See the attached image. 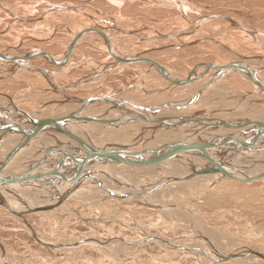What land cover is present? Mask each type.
<instances>
[{
  "label": "rangeland",
  "instance_id": "1",
  "mask_svg": "<svg viewBox=\"0 0 264 264\" xmlns=\"http://www.w3.org/2000/svg\"><path fill=\"white\" fill-rule=\"evenodd\" d=\"M178 3L179 4H176L173 0H0V64L12 61L13 65L16 67L18 61L21 60V62L24 64L21 68H23V71L26 70L24 75L21 76H15V74L14 76L0 75V92L6 93V95H8V97H6L10 98L9 100L16 101L17 105L22 106L23 104L24 106L31 107L32 109H37L38 114H40L39 111H43L39 117L38 115L35 116L36 118L57 117L61 119L64 117L66 112L72 108L71 105L64 103L63 112L60 111L58 114L54 115L51 110H42L41 107L43 100L48 101L51 97V102L59 103L65 98L64 95L66 97L69 96L68 98L86 97L94 99L102 96H106L108 98L110 95H116V92L121 91L127 85L133 84L141 72L140 64L138 62H133V64L128 63L127 65L122 64L121 62V64L118 65L125 66H121L122 68L118 66L119 68H117L114 63L118 62V58L112 56L109 51L110 49L108 50L106 48V45L103 42L104 37L95 33L92 34V32H88L87 34L83 35V29L86 27H94L96 29L107 31L106 33L109 37H111L112 41L115 40L114 46L112 44V48L116 51L119 52L120 50V52L126 54L129 53V55L133 54L141 56L147 60H155L161 66H163L166 71H170L172 74L173 72L178 74L182 72V74H185L195 65L204 62L220 65L228 61H232L231 63H233L234 60L240 57V55H249V57L256 55L264 56V44H259V41L262 42V36H250V34L248 35V32H246V34L224 20L206 19L205 22L200 23L198 26L194 23V20L198 17L213 14H225L234 18L235 20L241 21L250 27L264 31V0H178ZM68 6H72L74 9L64 8ZM8 11L14 14L16 13V15L19 17L21 15L22 17H28V19L30 16L33 18L36 16L41 17L43 15L40 18L43 20H14L12 14H10ZM48 11L49 13H46ZM184 30L192 31L191 35H189L191 39H188L193 41L192 43L185 44V40L182 41V43H175L174 41H170L172 40L170 38H163L164 42H162L164 45L162 42L158 43L146 41L148 38L147 34L150 32H159L160 34L168 35L181 33V31ZM74 31L76 34L78 33V37L73 42L71 39L72 37L70 36H73L75 33ZM204 36H207V39ZM197 37L198 39H196ZM76 42L77 45L75 44ZM115 42L119 43L116 44ZM67 44L70 45L68 46ZM231 46H233L235 49ZM70 47L72 48L71 50ZM62 49L64 51L68 50L66 53H64L66 56L63 55L66 57V59L64 60L61 58V60L59 59L56 61L58 58L57 56L63 54L64 51ZM36 50H41L42 53L45 52L46 54L44 53L41 55L38 52L36 54ZM237 54L239 55L238 57H236ZM232 55H235V58ZM244 61L252 60L249 58ZM110 65L113 68H111ZM145 66L153 67L152 65ZM109 68H111V70ZM119 69H121L120 72H118ZM148 73L149 74L146 76L149 75L147 77L149 81H146L147 78L145 76L142 84L144 85L143 87H146V89L142 87V90H145L144 92H146V96L148 95L150 98L154 97L156 100L159 97L158 95L154 96L155 92L160 91L161 93H165L167 90L164 89V84L159 82L160 80L154 79L157 77H153L151 72ZM175 73L173 75L178 76V74ZM80 78H85L84 81L90 80V82L92 80L93 83L91 82L92 84L90 85H93L95 81L97 82L95 83L96 86L93 88V86L85 87L87 84L80 85L81 87L71 85V82L75 81V79L79 80ZM97 79L101 82V84L99 81H96ZM39 84H41L42 87ZM251 84L252 83L246 84L245 87ZM161 85H163V87L157 89L161 87ZM30 86L33 87L35 92L32 88H30ZM56 88L60 90L57 91ZM39 91L41 93H39ZM169 91L171 92L170 94L169 92L166 93L164 96L165 99L171 96L172 89ZM45 94H47L49 98H46L47 96ZM60 96H62V98ZM140 97H144V94H141ZM16 98H20L21 101L19 102ZM139 98H137V100ZM153 102V106L158 104ZM23 110L28 115H35L30 110ZM67 133L68 132H55L56 138H62L61 140L67 139L69 137V134ZM155 145H157V147L153 148L154 152L156 150L157 155L163 154V152L159 153L162 148L160 144L156 143ZM85 151H87V148L83 149V156L87 155V152ZM68 158L71 160L70 155ZM20 159H22L25 166L29 165L23 160L22 157ZM164 159L162 160L164 165H166L168 162L173 164V166L171 165L172 168L168 167V170L174 169L175 164L178 160H180L175 156ZM159 162L156 164L153 163L142 165L145 166V168L151 165L152 167H157L158 163H162L161 161ZM224 166L225 165L223 164L216 163V166L214 167L223 169ZM155 170L156 168H151L147 171L155 173L156 176H161L163 180L164 178L170 177L169 174L165 173V171L162 169L161 170L163 172L159 171V169L158 171ZM234 175H237V172H235ZM205 193L206 196L208 195V197L211 195L208 198L209 201H205V203L208 205L215 204L216 209L219 210L208 212L207 210L197 209L198 215H196V218L199 220V222L203 223L206 227H211V229L216 230L221 234H230L231 236L228 238L230 242L238 241L249 251H252L253 249L254 251L256 250L255 252L257 253L264 254V177L254 181H245L243 179L234 177L226 179L224 178L219 184H216L213 187L212 191H206ZM214 197L217 198L214 200ZM113 199L112 197H104V199H98V201H96L97 204L95 205L79 200H60L55 202L54 205L41 204L39 206L40 208L37 207L39 208L38 210L25 213L21 217L16 215L14 216L13 214L7 212L5 208V210L1 211L2 207H0V233L2 234V239L6 240L7 246H4L3 241L0 238L1 245L6 252V255L10 258V260H12L14 264L37 263L28 257L30 255L31 249L33 248V244L30 242V239L26 238L18 227H14V224L9 219H7L8 216L12 218L14 222L19 224L23 230H25L35 240V242L37 241L41 244H47L46 247H50V249H44V252H50L48 254H50L54 260L60 259L58 256L63 254L54 251L52 247L69 249L75 248L79 245L93 247L92 244H94V246L96 245L99 249H101V258L103 260L108 259L106 261H100L102 264L103 262L106 264H115L121 262L122 260L130 262V264H143L141 259L137 256L140 251V253H144L148 259L153 261L154 264H159V254L156 253L155 255V253L149 252L151 250H155L157 252V246L160 248L159 252H162L160 254L165 257L168 264H192L193 259L194 264H202L197 261V255L194 254L195 252L191 250L188 245L186 246V243L188 242H185L184 239L179 240L180 243H178L180 245L177 243V245L172 246V248L176 249L171 252L168 250L170 246L167 248L161 245L165 242L170 243L171 241H174L183 235L194 237L198 244H200L205 257L211 258L212 261H214L213 258L217 256V253L211 249H208L207 246L201 245L202 243L208 242L207 239H203L197 231H192L185 228V224L184 229L180 228L181 224L178 222V217L173 219V209L167 210L169 212L173 211L169 214L165 210L170 219H167V223L160 225L157 221L152 220L150 216H146V214L151 213L154 209L158 210L157 208H154V205L139 201L135 202L136 206H132L131 203L127 204L128 206H131H129L130 208L135 210V214L138 215L139 212L137 210H140L142 215H144V218L139 216L136 217L130 208H126V206L121 208L118 206L119 203L125 202H122L116 198ZM67 201L75 202V204L78 205L84 204L91 208L95 206V209L97 208V210L102 211V215H104L105 218H111L110 223H117L119 226L132 229L138 233L135 236L133 235L131 237L124 238L122 235H118L116 233L117 229L115 228L114 230L109 229L108 236L105 229H100L96 236L82 235L81 237L72 238L70 241L65 242L50 237L49 235H54L52 232L59 229L55 227L57 224V216H53L51 214H66L68 212V209L66 208L68 205ZM8 202L10 203V201ZM220 202H223L226 204V206L222 205V203L219 204ZM183 204L184 203H182V205ZM19 205L21 206L22 204ZM180 205L181 204L178 203L179 209L184 211L186 208L183 207V209H181L182 206L180 207ZM183 206H185V204ZM147 208L150 209L149 213L142 211L146 210ZM70 211H73L80 217H84L83 214L79 213V211L73 208L70 209ZM34 213L37 214L32 216ZM123 213L126 214L127 219L123 217ZM39 214L51 216L47 218L35 217ZM154 216L156 217L155 214ZM58 217L62 220L64 218L62 216ZM104 217H97V219L104 221L102 220L105 219ZM147 220L150 221V224H147ZM134 224H138L140 229L133 228ZM78 228L85 229L86 227ZM260 228L262 230H260ZM31 231L35 234V236H32ZM260 231L263 233L261 234ZM146 232L151 238H153V241H148L145 234ZM126 233H130V230H127ZM10 236L12 237V241L15 240V242L12 244V250L10 249L8 241ZM234 236H238V238ZM230 242L227 240L220 241V245H226L227 243V245H229ZM234 244L235 243H232L231 245L234 246ZM146 245L149 246L150 250H148ZM109 248H113L114 250ZM213 249L215 250V248ZM14 251H17V253ZM215 251L222 253L225 250L221 251V249H219ZM1 260L2 258L0 256V261ZM57 262L58 260L53 261V259L50 258V262L47 264H57ZM244 262L246 261L241 260L240 263H237V261H234L232 258L228 257L221 260L219 264H252ZM0 264L2 263L0 262ZM258 264L262 263L259 262Z\"/></svg>",
  "mask_w": 264,
  "mask_h": 264
},
{
  "label": "bare ground",
  "instance_id": "2",
  "mask_svg": "<svg viewBox=\"0 0 264 264\" xmlns=\"http://www.w3.org/2000/svg\"><path fill=\"white\" fill-rule=\"evenodd\" d=\"M173 1L176 4H179L178 0H173ZM64 8L74 9L72 6L71 7L68 6V7H64ZM63 9H61V10H63ZM78 9H80V8H78ZM49 11L46 13H49ZM8 12L10 14H12L14 20H21V19L30 20V18H32V16H30L28 19V17L27 18L22 17V15L19 17L18 15H16V13L14 14L10 11H8ZM8 12H7V14H8ZM37 17H39V16L33 17V19H36ZM40 20H43V19H40ZM32 21H35V20H32ZM38 21H39V19H38ZM224 21L229 22L225 19H224ZM235 21L242 23L239 20H235ZM242 24H244V23H242ZM86 28H89V27H86ZM86 28L83 29L84 30L82 32L83 35L88 33V32H86L87 31ZM98 30H100V29H98ZM238 30H241L244 33H246L244 30H242L240 28H238ZM100 31L102 33L92 32V34L95 33L97 35L104 37L103 42L106 45V48L108 50L110 49L109 51H110L112 56H114L115 58H118V62L114 63V65L117 68H119L118 66H120V68H122L121 66L124 67L125 65H118V64H121V62H122V64H126V63H124L123 60L130 57V56H134V55L133 54L129 55V53L126 54V53L120 52V50L118 52L115 49H113L112 44L114 46L115 40L112 41L111 37H109L108 34L106 33L107 31H103V30H100ZM76 32L74 34L70 33V34H73V36H70V37H72L71 39L73 42L78 37V33L76 34ZM191 33H192L191 30H184V31H181V33L172 34L171 35L172 37L170 38L172 40H170V41H174L175 43H177V42L182 43V41L185 40L184 41L185 44H190L193 42V41L188 40L190 38L189 35H191ZM248 35H249V33H248ZM147 36H148V38L146 40L147 42H158L159 43L162 41L164 42L163 38L166 35L160 34L159 32L158 33H156V32L151 33L150 32L149 34H147ZM207 36H204V37L207 39ZM208 37H210V36H208ZM262 37H263L262 42L259 41L260 45L264 44L263 43L264 42V36H262ZM81 39H82V36H81ZM196 39H198V37ZM77 42L75 43L76 45H77ZM163 42H162V44H163ZM117 43H119V42H117ZM119 45H121V44H119ZM71 47H70V50L72 49ZM231 47L234 48L233 46H231ZM67 51H64L62 55L57 56L58 58L56 59V61H58L59 59L61 60V58L65 60L66 57H64V56H66V55L64 53H66ZM35 52H36V54L38 52L41 55H43L45 53V52L42 53L41 50H36ZM52 56H50V57H52ZM232 56L234 57L235 55H232ZM238 56L239 55L237 54L236 57H238ZM50 57H48V58H50ZM249 58L252 61H244V60H247ZM54 60H55V58H54ZM255 60H257V61H255ZM8 63H10L11 65L13 64L12 61L8 62ZM138 63L140 64V71L141 72L139 71L140 74L138 75V77L136 78L134 83L127 85L123 89L121 88L122 90L120 89L121 91L116 92V95L108 96V98L105 101H100L98 99L99 97L94 98V101H93V99L91 101H86V100L81 101L78 99H84L86 97H84V98L83 97H80V98L70 97V98H68L69 96L66 97L64 95L65 98L63 100H61L62 102L54 103V102L50 101L51 97L49 98L47 96V94H45L47 96L46 98H49L50 100H48V101L43 100L42 107H41L42 110H44V109L51 110L52 113H54V115H56L60 111L63 112V108H64L63 104L64 103H66L67 105H71L72 108L68 112L65 111L66 114L64 113L65 114L64 117L61 118V120L63 122L62 124H55L56 127H58L56 130H52L50 124H43V125H41L42 128L40 125H38L37 129L32 131V133L30 134V137L27 141L23 139L21 133L13 132V131L6 133L2 137H0V161L2 160L3 156L11 148H15L16 145L21 143V142H22L21 145L22 144L25 145L27 143L26 148L21 149V150L17 151L16 153L12 154L10 160L8 161V164L6 166V170H5L4 174L10 175V176H13V175L25 176L26 178L24 177V179H25L26 187H30L33 190H34V188H40V190H39V193H40V191L42 192V190L45 188L44 186L46 184H43L44 182H47L51 178L54 179V177L56 175H59L65 171V170L63 171V168L68 167V165L66 163H67V161H70V158H68L69 155L71 156V160H73L75 158L82 160L86 157L94 158V156L96 155L97 152L102 153L103 151H106V150L108 151V149H111V148L114 149L113 145H116V146L126 145V146H128V148H133L134 150L142 149V144L138 141V139L140 138L141 134H143L145 132L151 133V131H152L151 124H152V120L154 119L155 116H157L159 114L166 115V114H164V111L169 110V109L167 107H161V104H169L171 106V108L169 110L168 115L171 117V119L174 121H178L180 117H184V120L181 122V125L179 127L180 130H178L176 128L173 129L174 126L171 125L169 122H164L163 124H161L159 130H157V139H156L155 144L158 143L162 147L161 150L159 149L160 150L159 153L163 152V154H161V155L166 156L164 158H170L171 156H175L177 159H180L178 161L176 160L177 163L175 164L174 169L168 170V167L172 168L173 164L169 163V162L166 164V161H165L166 165H164L162 162V160L164 158L161 160V162H162L161 164H159L160 162L158 163L157 167L156 166L152 167V165H151V166H148L146 168H145V166H143L144 165L143 163L137 162V161L110 162V161L106 160V161H103L101 164H99L100 169H103L107 173H110L109 178H111L112 175L116 179L119 178V180H120L119 182L121 185L120 190H122L123 192H128L129 190L132 192H135L138 189L140 190L141 187H145V185H146V189L151 188V191L148 193H145L144 196H142L138 201L150 203L152 205L156 204L154 202H157L158 204H160V205L156 206L158 211L160 210L159 213H161V211L166 213L165 210L167 211L168 209H173L174 210V213L172 214V215H174L173 219L178 217V222L181 224L180 228L184 229V224H185V228L192 230V231H197L198 234L203 239H205V240L207 239V242H208V243H202L201 245L207 246L208 249H211L212 251L217 253V256H215L213 258L214 261H212L211 258L205 257L204 252L202 251V248L201 247L199 248V246H197L195 244V242L193 241L196 239L194 237H190L187 235H183V236H180L178 238L176 237L177 239L174 241H171L170 243L165 242V243L161 244L158 242L159 244L168 248L169 246L172 247L174 245H177V243L179 242L180 239H184L185 242H188L186 244L190 247V249L195 252L194 254L197 255V261H199L202 264L203 263H205V264H208V263L219 264V262L221 260L228 258V257H225V258L220 259L219 261H215V259L218 258V256L220 254L225 252V251H223L221 253V252L215 251V250H219V249H221V251L227 250V249L229 251L232 249H235L236 252L238 251L239 252L238 255L229 257V258H232L234 261H237V263L238 262L240 263V261L243 260V261H246L244 263L248 262V263H252V264H258L259 262H261L262 264H264V259H263V261H260L257 258H251V257L245 256L250 251L246 247L241 245L238 241H236V242L231 241L230 242V240L224 234H221L220 232L211 229V227H206V226H204L203 223H200L199 220L196 218V215H198V211L195 210L196 208L193 210L192 209L193 205L192 204L190 205V203H187V202H189V200H192V199L198 200V199H202V198H205L204 201H209L208 198L211 195L208 197V195L206 196L205 192L206 191H208V192L212 191L213 187L216 184H219L220 181L224 178L226 179V178L234 177V178L243 179L245 181H251V180L254 181V180H257V179L264 177V155H262L260 157V159L252 160L253 156L256 158L257 156H259V154L264 153V136H262L261 142H256L253 144L251 143L250 145L246 144V145L242 146L241 142L244 139L252 137V131H251L250 127H253V126L248 125L247 126L248 130H243L244 129L243 126L234 127V126H227L226 124H224V125L221 124L222 122H225L227 120L243 119V120H246L248 122H252V121L257 120L258 123L254 126L256 129L261 130V132L264 134V109H259L260 107L257 108L258 105H256V103L254 102V99H253V98L260 99V98L264 97V90L261 89V87L264 85V56L256 55V56H252V58H251V57H249V55H246V56L240 55V57H238V59L234 60V62H233V64L241 63V64H243L244 67H246L248 69H252L253 72H256L257 74H261L260 79H261L262 85L259 84L256 79H253V78L250 79V78H247L245 76H235L233 74H230L227 77L225 76L226 78L221 77L220 75H216V76L214 75V78H212L213 75H211L209 71L201 69L204 67H199L197 70H199V69H201V70L197 73L198 78L194 79L195 80V86L193 87L192 84H190V78H187V80L182 84L175 82L176 78L173 81V77H176V75H173L175 72H173V74H172V73H170V71L169 72L166 71V69H164V67L161 66L155 60H152V59L147 60V59L143 58L142 62H138ZM131 64H133V63H131ZM150 64L157 65L158 67L153 66V65H152L153 67L145 66V65H150ZM127 65H128V63H127ZM256 67L258 70L256 69ZM111 68H113V67L111 66ZM111 68H109V69L111 70ZM191 69L188 71L185 70V71H187L185 74H182V72H180V74H178V73H175V74H178V76L181 74H182V76L189 75L188 77H190ZM120 70L121 69H119L118 72H120ZM176 70H178V69H176ZM24 72H26V70L23 71V68H21L20 70H18V72L15 74V76L16 75H18V76L24 75ZM148 72H151L153 74V75L151 74L153 77L154 76L157 77L154 79L160 80L159 82L164 84V89L167 90V92H165V93L164 92L161 93L160 91L155 92L154 96L158 95V97H159L156 100L154 97L150 98L148 95L146 96V92H144L145 91L144 89H146V87H143L144 85L142 83H143L144 77L147 74H149ZM25 76H27V75H25ZM148 76H146V78ZM80 79L79 80L75 79V81L71 82L72 83L71 85L81 87L80 85L87 84V85H85V87L93 86V88H94V86H96L95 83H97V82H95V81H94L93 85H90L93 83L92 80H91V82H92L91 83L90 80L84 81L85 78L84 79L80 78ZM98 79L96 81H99ZM149 79H150V77H149ZM147 80H148V78L146 79V81ZM249 83H252V84L245 87L246 84H249ZM77 84H79V85H77ZM100 84H101V82H100ZM209 84H211L210 88H208ZM39 85L41 86V84H39ZM240 86H242L243 88ZM142 87L144 88L143 90H142ZM162 87H163V85H161V87H159L157 89H160ZM238 87H240V88H238ZM30 88L33 89V87H31V86H30ZM62 88H64V87H62ZM154 88H156V87H154ZM171 89H172L171 96L168 97L169 96L168 95L167 96L168 98L165 99L164 96L168 92L170 94L171 91H169V90H171ZM43 90H44V88H43ZM56 90L58 91L60 89L56 88ZM41 91H42V89H41ZM53 91H54V89H53ZM34 92H35V90H34ZM39 93H41V92L39 91ZM141 94H144V97H140ZM153 94H154V92H153ZM24 95H22V96H24ZM62 96H60V97L62 98ZM7 97L0 95V104L1 105L3 104L5 106H9V105H11V103L17 105L16 101H13V100H11L12 101L11 103L6 104V99H10ZM27 97H30V96H27ZM104 97H106V96H104ZM137 98H139V99L137 100ZM153 98H154V102H153ZM16 99L19 102L21 101L20 98H16ZM39 99H41V98H39ZM88 99H90V98H88ZM159 99H160V101H159ZM66 100H68V101H66ZM38 101H40V100H38ZM152 102L158 103V104L157 105L155 104L153 106ZM110 105H116L117 107H120V108H117V107L110 108L109 107ZM17 106H18V108H16ZM17 106L16 107H14V106L10 107V111H9L10 115H13V116L19 115V116H21V119L23 121L33 120L36 118L35 116L38 115V117H39V115H41V113L43 112V111H39L40 114H38L37 109H32L31 107L24 106L23 104H22V106H20V105H17ZM147 107H151L152 109L150 111H148ZM252 107H254V108L256 107V108L253 110ZM23 109L30 110L35 115H28L27 113L24 112ZM257 111H259L258 112L259 114L257 113ZM48 112H50V111H48ZM241 113H243V114H241ZM136 114L139 115V118L133 120L132 116H135ZM227 115H229V116H227ZM13 116H11V117L14 118ZM38 117L36 118L37 121H38V119H42V118H38ZM252 117H256V119L253 120ZM184 121H185V123H184ZM197 121H199V123ZM200 121H202V122H200ZM101 124H104L105 129L102 128L103 130L100 131L99 126ZM214 126H218L217 129H214ZM70 130L73 131L77 135H81L80 133H82L83 136H87V137H82L81 141L77 140L75 137H73L71 135H69V137L67 139H63V140L59 139V137L56 138L55 132L56 133L57 132H65L66 133V132H69ZM183 130L185 133L183 132ZM181 132H183L184 134H181ZM202 132L207 136H204L202 134ZM89 136H92L94 140H98L102 144L100 146L97 145L96 146L97 148H95L94 146H90V147L83 146L84 141L86 139H88ZM52 140H54V141H52ZM86 144H87V142H86ZM106 144H108V145H106ZM204 144L205 145H209V144L222 145V144H224V147L227 148L228 151L223 153V154H221V153L214 154L213 152H210V153L207 152V154H205V156L201 160H199V162L196 164L195 170L193 171V173L189 177H186L185 179L181 180L182 175L184 173H188L189 169L193 165V163L195 161L194 160V154H196V152L200 148H202ZM71 146H73V147H76V146L81 147L82 146L83 149H84V147L87 148V151H85V152H87V155L83 156L82 155L83 151L77 150L78 147L75 148L76 150L75 149L71 150L69 148ZM154 147L156 148L157 145H155ZM158 148H159V146H158ZM259 148H260V150H259ZM218 150L219 149L217 148L216 151H218ZM119 153H121V151L115 150V154H119ZM150 155L151 156L156 155V150H155V152H154V150H152ZM21 157L23 158V160L26 163L29 164L28 166H25L22 159H20ZM46 160H48V161H46ZM60 160L62 161V163L58 166L57 163ZM164 160H166V159H164ZM171 161H172V158H171ZM173 161H175V160H173ZM213 162L220 163V164H223L225 166L223 167V169H219L220 166L217 168L214 167V166H216V163H213ZM75 163H77V162H75ZM72 164H74V163H72ZM151 168H153V169L156 168L157 171H158V169H159V171L163 170V171H165V173H168L170 177L164 178V180H163V178H161V176L160 177L158 175L156 176L155 173H152L151 171L150 172L147 171V170H150ZM91 169H95L94 173L96 176H94V175L93 176L96 179H102L103 174L96 173L97 172L96 170H98L97 163L93 164L91 166ZM222 171L226 172L227 175L225 177H217L221 174ZM235 172H237V175H234ZM91 178H92V176L90 174L76 175L73 179L70 180V182H68L65 186L62 187L65 190L64 191L65 194L60 193V192H55V193L51 194L50 196H48L47 198H45L44 199L45 202L43 204L54 205L55 202L60 201V200H68V199L70 200V197H72V196H75V199L72 198L73 200H79V201H82V202H85L88 204H93V205L97 204L96 201H98V199H101V198L104 199V197H112V199L116 198V199H119L125 203L137 202V200H134L130 197L123 196V195L111 196L105 190V186L103 185L102 182L101 183H94V182L88 180ZM216 178H218V181H215ZM42 179H46V181H43ZM19 181L22 182V180H20V179H19ZM238 189H239V187H238ZM45 192L47 193V191L45 190L44 194H42L41 196L45 195ZM52 192H54L53 189L51 190V193ZM12 193H14V191H12ZM68 193H70V194H68ZM15 194L16 193H14V196H15ZM60 196L62 197V199H59ZM15 197H16L18 203L22 204L19 201V199L17 198V196H15ZM7 198H9L10 201H12V197L10 195ZM216 198L217 197H214V200ZM9 199H7V200H9ZM178 203L181 204L180 205V207L182 206L181 209H183V207H185L187 210L185 209L184 211H181L179 209ZM182 203H184L185 206H183L184 204L182 205ZM89 208H91V207H89ZM167 212L169 214L170 212L172 213L173 211H170V212L167 211ZM168 214H167V216H168ZM173 222H175V221H173ZM182 225H183V227H182ZM133 228L140 229L138 224H134ZM252 228H253V226H252ZM260 230H262V229L260 228ZM260 233H261V231H260ZM145 234L147 236L148 241L153 239L148 235L147 232ZM226 240L228 242H230L229 245H227L228 243L226 245H220V241H226ZM214 242H217V243L215 244ZM50 243H52V242H50ZM232 243H235L234 246L231 245ZM213 248H215V250ZM109 249L114 250L113 248H109ZM255 251L252 249V252H255ZM190 253H191V251H190ZM0 256L3 260V261L2 260L0 261L2 264L3 263L4 264H14L12 262V260H10V258L6 255V252L4 251V249L1 245V242H0Z\"/></svg>",
  "mask_w": 264,
  "mask_h": 264
},
{
  "label": "water",
  "instance_id": "3",
  "mask_svg": "<svg viewBox=\"0 0 264 264\" xmlns=\"http://www.w3.org/2000/svg\"><path fill=\"white\" fill-rule=\"evenodd\" d=\"M38 19H40V17H37L36 19L30 18V20H38ZM206 19H211V20H216V19L217 20H224L225 19V20L229 21L235 27L240 28V29L244 30L245 32H248L251 36H255V35L264 36L263 31L255 29V28L250 27L248 25L242 24L240 22H237V21H235L234 18H232L228 15H225V14H213V15H205L202 17H198L197 19L194 20V23L198 26L200 23L205 22ZM86 30H87L86 32L102 33L100 30H98L96 28L94 29V27L86 28ZM171 35L172 34H168L164 38L165 39L171 38L172 37ZM251 58H252V56H251ZM142 60H143V58L141 56L134 55V56H130V57L124 59L123 61H124V63L127 64V63H133V62H142ZM231 62L232 61L224 62L223 64H220V65H215L214 63H210V62L199 63L191 69L190 77H188L189 75H186V76H177L176 75V77H173V81L176 78L175 82L182 84L187 80V78H190V84H192V86L194 87L195 86V80L194 79L198 78L197 73L201 69H204L206 71H209L210 74L213 75L212 78H214V75L215 76L220 75L221 77H225V76L227 77L228 75L233 74L236 76H245V77L250 78V79H252V78L256 79L257 82L262 85L261 79H260L261 74H257L256 72H253L252 69H248V68L244 67L243 64H241V63L233 64ZM22 65H23V63L21 62V60H19L18 64L16 65V67L14 69H12L9 72L0 73V75H2V76L14 75L18 72V70L21 69ZM150 65H153V64H150ZM153 66L158 67L157 65H153ZM199 67H204V68L197 70ZM256 69H257V67H256ZM210 86H211V84L208 85V88H210ZM261 89L264 90V85L261 87ZM0 95L4 96V97L8 96V95H6V93H1V92H0ZM98 99L100 101H105L107 99V97H99ZM253 99H254V102L256 103V105H258L257 108L260 107L259 109H264V97L260 98V99H255V98H253ZM78 100L91 101L92 99L84 98V99H78ZM93 101H94V99H93ZM11 102H12L11 100L6 99V104L11 103ZM13 106L16 107L17 105L12 104V103L9 106H5V105L0 104V137H2L6 133L13 131V132L21 133L23 139L27 141L29 139L32 131L37 129L38 125L41 126L43 124H50L51 129L56 130L58 127H56L55 124H62L63 123L62 120L57 118V117H42V119H38V121L36 120V118L33 120H29V121H23L21 119V116H19V115L13 116L14 118H12L11 117L12 115H10L9 111H10V107H13ZM109 107L113 108V107H117V106L116 105H110ZM161 107H167L169 110L171 108V106L169 104H161ZM16 108H18V106ZM117 108H120V107H117ZM147 108H148V111H150L152 109L151 107H147ZM252 108L254 110L256 107L255 108L252 107ZM258 112L259 111H257V113ZM241 114H243V113H241ZM167 115L168 114H166V115L159 114V115L154 117V119L152 120V124H151L152 131H151V133L148 134V136H147L148 139L145 140V146H143L142 149L134 150L133 148H128V151L124 152L123 156H122V153L115 154V152H114V154L111 156V155H105L104 153L97 152L96 155L94 156V158L86 157L82 160L75 158L73 160L67 161L66 164L68 165V167L63 168V171L65 170L63 173L56 175L54 177V179L51 178L47 182L43 183V184H46L44 186L45 187L44 189L47 191V193L43 196H40V198L45 199L55 192H60L62 187L65 186L68 182H70V180L73 179L76 175L90 174L92 176V178L88 179V180L92 181L94 183H101L102 182L103 185L105 186V190L111 196L123 195V196H127V197H130V198L138 201L142 196H144L145 193L150 192L151 188L146 189V185H145V187H141L140 190L138 189L135 192H132L130 190L128 192H123L122 190H120L121 192H119V190L116 189L115 187L106 186L103 179H96L94 177V176H96L94 173L95 169H91V166L93 164L97 163L98 170H96L97 171L96 173L103 174V177L104 176L109 177L110 173H107L105 170L100 169V167H99V164H101L103 161H106V160H108L110 162L137 161V162H141L143 164H153V163H157V162L161 161L166 156L157 155V154H156L157 156L156 155L155 156L150 155L151 151L154 150L153 147H154V144H155L156 139H157V130H159L161 124H163L164 122H169L171 125L174 126L173 129L176 128V129L180 130L179 127L181 125V122L184 120V117H180L178 121H174L171 119V117L169 115L168 116ZM132 118H133V120L137 119V118H139V115L136 114L135 116H132ZM252 118H253V120L256 119V117H252ZM197 122L199 123V121H197ZM200 122H202V121H200ZM184 123H185V121H184ZM257 123H258L257 120L252 121V122H248L246 120L239 119V120H227L225 122H222L221 124L222 125L226 124L227 126H234V127L243 126L244 127L243 130H248L247 126L252 125L253 127H250L251 131H252V137L246 138L241 142V145L244 146L246 144L250 145L251 143L253 144L256 142H261L262 136H264V134L261 132V130L255 128L254 125H256ZM217 127L218 126H214V129H217ZM41 128H42V126H41ZM183 132H184V130H183ZM183 132H181V134L185 133V132L184 133ZM67 134L75 137L77 140H80V141L83 137L82 135L75 134L71 130ZM202 134L204 136H207L203 132H202ZM138 141L140 143H142V141H144V140H142V141L138 140ZM86 142H87V144H86ZM21 143L17 144L15 148H11L3 156L2 160L0 161V205H3L7 212H9L13 215H16L18 217H21L25 213H30V212H33V211L38 210L40 208L39 207L40 205H38V204H36V205L30 204L27 201V199L25 198L24 194L22 193L21 189L28 188L25 185L26 184L25 179H24L25 176H17V175L10 176V175L4 174V172L6 170V166L8 164V161L10 160L12 154L16 153L17 151H19L21 149L26 148L27 143L25 145L24 144L21 145ZM83 146L90 147L89 141L85 140ZM76 147H78L77 150L83 151L82 146L81 147L76 146ZM76 147L71 146L69 148L71 150H74ZM85 147H84V149H86ZM114 148H115V146H114ZM217 148L219 149L218 151H216ZM114 150L122 152L120 147H118V149H114ZM259 150H260V148H259ZM227 151L228 150H227V148L224 147V144H222V145H219V144L218 145H214V144L205 145L204 144L203 147L200 148L196 152V154H194V160L195 161H194L193 165L191 166V168L189 169V172L184 173L182 175L181 180L185 179L186 177H189L193 173V171L195 170L196 164L199 162V160H201L205 156V154H207V152H209V153L213 152L214 154H216V153L223 154ZM262 155H264V153L259 154V156H257L256 158L253 156L252 160L260 159V157ZM46 161H48V160H46ZM75 162H77V163H75ZM61 163H62V161L60 160L57 163L58 166ZM72 163H74V164H72ZM226 175H227V173L222 171L221 174L217 177H225ZM19 179L22 180L23 183L20 182ZM109 179L111 180V182L114 185H116L118 188H121L120 182L115 177H113V175ZM42 180L46 181V179H42ZM215 181H218V178H216ZM52 189L54 192L51 193ZM12 191H14V193H16L15 196H17L19 201L22 203L21 206L19 205V203H18L16 197L14 196V193H12ZM60 193H63V192H60ZM68 194H70V193H68ZM9 195L12 197V203L11 204L6 199L7 197H9ZM59 199H62V197L60 196ZM41 201H44V200H41ZM157 205L158 204H154L155 207ZM37 207H39V208H37ZM31 234H32V236H35V234L32 231H31ZM238 254H239L238 251L237 252L236 251L225 252V253L220 254L218 256V258L215 259V261H218L224 257L236 256ZM245 256L251 257V258H257L260 261H263V259H264V254H260V253L252 252V251H250Z\"/></svg>",
  "mask_w": 264,
  "mask_h": 264
},
{
  "label": "crops",
  "instance_id": "4",
  "mask_svg": "<svg viewBox=\"0 0 264 264\" xmlns=\"http://www.w3.org/2000/svg\"><path fill=\"white\" fill-rule=\"evenodd\" d=\"M14 68H15L14 65L13 64L11 65L10 63L0 64V70L2 69L0 71V73L9 72V71H11ZM168 113H169V110H165L164 111V114H168ZM227 116H229V115H227ZM99 127H100V131L105 129L104 128V124H101ZM80 134L83 136L82 133H80ZM148 134L149 133L145 132V133L141 134L140 138L138 139V140L141 139V141L144 140L141 143L142 147L145 146V140L148 139V137H147ZM83 137H87V136H83ZM89 137L86 140L89 141L90 146H94L95 148H97L96 147L97 145L100 146L102 144L98 140H94L92 136H89ZM106 145H108V144H106ZM114 146H115V148H114ZM154 146H155V144H154ZM118 147H120L121 150H122V152H121L122 156H123L124 152L128 151V146H126V145H123V146L113 145L114 149H118ZM114 149L111 148V149H108V151L107 150L103 151L102 153H104L105 155H111L112 156L114 154V152H115ZM102 179L104 180L106 186L115 187L116 189L119 190V192H121L120 188H118L116 185H114L111 182V180L109 179V177H105L104 176V177H102ZM117 180L120 181L119 178H117ZM21 190H22V193L24 194L25 198L27 199V201L30 204L41 205V204H43L45 202V201H41V200H44V199L40 198V196L42 194H44L45 189H43L42 192L40 191V193H39L40 188H34V190H33L30 187H28V188L21 189ZM64 191H65L64 188H62L60 192L64 193ZM45 194H46V192H45ZM72 198L75 199V196H72L70 198V200H68V201H73ZM6 199H9V198H6ZM204 199L205 198L198 199L199 201L192 199V200H189V202H187V203H190V205L191 204L193 205L192 206L193 210L195 208H196L195 210H197V209H201L202 210L203 209V210H207L208 212L219 210V209H216L215 204H209V205L206 204ZM7 201H10V199L7 200ZM10 203H12V201H10ZM154 203L158 204L157 202H154ZM221 203H222V205L226 206V204H224L223 202H220L219 204H221ZM127 204H129V203H119L118 206H120L121 208H123L124 206H126V208H130L131 206L129 205L130 206L129 207ZM135 204L136 203H131L132 206H136ZM216 204H218V203H216ZM158 205H160V204H158ZM0 207H2L1 211L5 210L3 205H0ZM66 208L68 209V212L66 214H57V215L51 214L53 216H57V224L55 225V227H57L59 229L54 231V232H52V234H54V235H49L50 237H53L55 239H59V240H62V241L65 242V241H70V239H72V238L81 237L82 235H91V236L94 235V236H96L100 229H102V230L105 229L106 232H107V236H108L109 235V229H111V230L113 229L114 230L115 228L117 229L116 233L118 235H122V237H124V238L131 237L133 235L135 236L138 233V232H136V231H134L132 229H128V228H124L122 226H119L117 223H110L111 218L110 217L105 218L104 215H102V211L97 210V208L95 209V207H92L90 209L89 207H87L84 204L78 205V204H75V202H68V205L66 206ZM72 208L77 210V211H79V213H81V214L83 213L84 217H80L77 214H75L73 211H70V209H72ZM63 209H65V208H63ZM130 209L133 211V213L135 212L134 209H132V208H130ZM137 211L139 212L138 215L135 214V213H134V215L136 217L139 216V217H143L144 218V215H142L141 211L140 210H137ZM142 211L146 212V213H149L150 209L147 208L146 210H142ZM159 211L154 209L151 213L146 214V216H150L152 220L157 221L160 225H163V224L167 223L168 222L167 219H170V218L167 215H165L166 213H164L163 211H161V213H159ZM35 214H37V213L32 214V216H34ZM154 214L156 215V217L154 216ZM51 215H40L39 214V215H37L35 217H37V218L38 217L47 218V217H49ZM122 215H123V217L125 219H127V216H126L125 213H123ZM58 216L64 217L63 220L59 219ZM97 217H104L105 219H102L104 221H101L100 219H97ZM7 219H9L14 224V227H18L19 230L22 231V234L26 238L30 239V242L33 244V248L31 249L30 255L28 257L31 260H34L35 262H37L36 264H47V263L50 262V258H52L53 261L58 260L57 264H102V263H100V261L103 260L101 258L102 253L100 252V249L96 245L94 246V244H92L93 247L86 246V245H82V246L79 245V246H76L75 248H69V249H67V248H57V247H52L51 246L54 249V251H56V252H58L60 254H63V255L58 256V258H60V259H55L54 260V258L50 254H48L50 252H48V253L44 252V249L45 250H49L50 249V247H46L47 244H45V243L41 244V243H39L37 241L35 242V240L25 230H23V228L21 226H19V224L14 222V220L12 218L7 216ZM208 220H207V222H208ZM147 224H150L149 220H147ZM50 226H52V225H50ZM78 227H86V228L85 229H80ZM127 230H130V233H126ZM65 232H68L69 234L65 233ZM162 232H164V231H162ZM225 235H226L227 238H229L231 236L230 234H225ZM41 236H48V235H41ZM234 237L238 238V236H234ZM0 238L2 239V234L1 233H0ZM100 240H102V239H100ZM2 241H3L4 246H7L6 240L2 239ZM8 241H9L10 249L12 250V247H13L12 244L15 242V240L12 241V237L10 236L8 238ZM193 241L200 248V245L198 244V242L196 240H193ZM214 243L216 244L217 242H214ZM184 244H181V245H184ZM41 245H44V246H41ZM186 246H187V244H186ZM147 248H148V250H150L149 246H147ZM156 249H158L157 252L155 250H151L149 252H153V253H155V255H156V253L159 254V256H160L159 257V260H160L159 264H168V262L166 261L165 257H163V255L160 254V253H162V252H159L160 248L157 246ZM175 249L176 248H172V247L168 248V250L170 252L175 250ZM33 251H36V252H33ZM230 251H235V249H232ZM14 252L17 253V251H14ZM140 252L137 254V256H138V258L141 259V262L143 264H154V262L151 261L150 259H148V257H146L144 253H140ZM225 252H229V250L227 249V250H225ZM225 252H223V253H225ZM106 257H108V256H106ZM106 260H108V259H106ZM106 260H103V261H106ZM193 261H194V259L192 260V264H194ZM30 264H34V263H30ZM103 264H106V263L103 262ZM115 264H130V262H126V261L122 260L121 262H118V263H115Z\"/></svg>",
  "mask_w": 264,
  "mask_h": 264
}]
</instances>
